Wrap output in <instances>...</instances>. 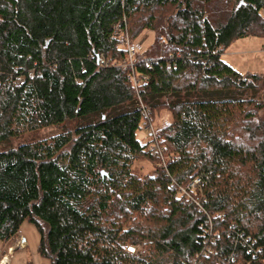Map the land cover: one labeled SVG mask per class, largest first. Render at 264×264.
Wrapping results in <instances>:
<instances>
[{
    "label": "trees",
    "instance_id": "obj_1",
    "mask_svg": "<svg viewBox=\"0 0 264 264\" xmlns=\"http://www.w3.org/2000/svg\"><path fill=\"white\" fill-rule=\"evenodd\" d=\"M263 9L264 0H0V143L122 108L0 153V241L27 222L51 264H264V100L184 98L264 90L263 76L222 59L236 41L264 38ZM124 21L133 42L155 34L135 60L137 90L114 38ZM160 109L172 123L142 144ZM142 159L154 175L134 172ZM197 177L204 211L177 197L176 184Z\"/></svg>",
    "mask_w": 264,
    "mask_h": 264
},
{
    "label": "rangeland",
    "instance_id": "obj_2",
    "mask_svg": "<svg viewBox=\"0 0 264 264\" xmlns=\"http://www.w3.org/2000/svg\"><path fill=\"white\" fill-rule=\"evenodd\" d=\"M264 17V9L261 11ZM155 34L153 32H143L135 43L140 44V58L145 56L154 44ZM222 59L234 67L242 76L260 75L264 77V38L258 36L247 37L240 39L233 43L223 54ZM188 101L200 102H222L234 101L244 99L264 100V90H235L211 93H194L184 97ZM165 99H162L163 102ZM145 106V105H144ZM146 107V106H145ZM147 108V107H146ZM122 113V108L113 109L104 113V115H92L80 120H74L70 123L53 126L45 129H40L34 132L26 133L15 139L0 143V153L16 149L23 145L37 143L42 140L50 139L61 133L70 131L78 126L93 123L101 119V117H112ZM264 115V111L261 113ZM172 123V115L166 109H160L153 121V130L155 135L159 134L161 130L168 127ZM151 131L142 129L138 133V139L142 144L151 140ZM134 172L140 176L154 175L155 164L147 159H142L134 165ZM30 225V224H28ZM31 226V225H30ZM33 227V226H32ZM35 229V228H34ZM37 232V231H36ZM39 234V233H38ZM19 237V236H18ZM4 250L0 251V264H8L9 258L13 254L10 249H23L21 240L18 238L8 245H4ZM4 261V263H3ZM27 264H32L28 262Z\"/></svg>",
    "mask_w": 264,
    "mask_h": 264
},
{
    "label": "built area",
    "instance_id": "obj_3",
    "mask_svg": "<svg viewBox=\"0 0 264 264\" xmlns=\"http://www.w3.org/2000/svg\"><path fill=\"white\" fill-rule=\"evenodd\" d=\"M114 38L118 41L119 45L126 50L127 56L126 59L121 64V68L124 70L129 71V79L131 80L133 86L138 89L140 83L142 82V78L137 75L135 70V60L141 51V46L138 43H135L130 38L128 33V27L126 21L121 25H118L115 29ZM141 108L143 110V114L146 119L149 118L151 115V111L146 108L142 103ZM148 129L151 130L153 138H155V133L152 127ZM153 149H156V156L161 160L162 167L166 168V156H164L163 151L157 146L154 145ZM204 184V179L202 177L195 178L192 183L188 186L182 187L177 186V197L183 198L194 203L200 211H204L203 207L201 206L200 201L196 198L197 195H202V187ZM128 251L134 254H141L144 253V250L137 249L136 247H128ZM4 263V261H3Z\"/></svg>",
    "mask_w": 264,
    "mask_h": 264
},
{
    "label": "crops",
    "instance_id": "obj_4",
    "mask_svg": "<svg viewBox=\"0 0 264 264\" xmlns=\"http://www.w3.org/2000/svg\"><path fill=\"white\" fill-rule=\"evenodd\" d=\"M28 224L26 222L21 226L18 237L21 244L24 241L27 246L23 249H12L13 254L9 258L8 264H27L28 262L32 264H51L50 261L42 258L38 253L41 241L40 234H38L39 232L35 226ZM4 247V244L0 241V251L4 250Z\"/></svg>",
    "mask_w": 264,
    "mask_h": 264
},
{
    "label": "bare ground",
    "instance_id": "obj_5",
    "mask_svg": "<svg viewBox=\"0 0 264 264\" xmlns=\"http://www.w3.org/2000/svg\"><path fill=\"white\" fill-rule=\"evenodd\" d=\"M22 246H23V247H26L27 244L23 241V242H22ZM11 252H12V249H11Z\"/></svg>",
    "mask_w": 264,
    "mask_h": 264
}]
</instances>
